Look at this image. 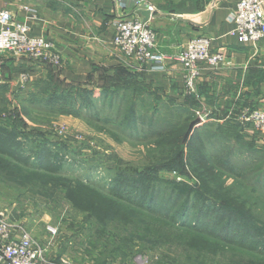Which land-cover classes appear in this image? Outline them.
Wrapping results in <instances>:
<instances>
[{
    "label": "rangeland",
    "instance_id": "rangeland-1",
    "mask_svg": "<svg viewBox=\"0 0 264 264\" xmlns=\"http://www.w3.org/2000/svg\"><path fill=\"white\" fill-rule=\"evenodd\" d=\"M134 102L139 119L132 125L127 117ZM196 118L164 103L138 81L98 91L66 89L44 80L25 89L0 84V216L24 198L53 208L49 216L57 215L58 226L76 236L71 239L81 246L69 254L80 264H101L104 258L105 264H264V150L242 144L232 129H217L214 121L193 126L187 134ZM185 120L183 145L174 155V146L164 139L178 134ZM195 129L197 135L187 145ZM167 146L173 149L163 155ZM52 151L64 156L60 175L44 167ZM141 175L148 179L139 181ZM53 181L61 187H53ZM172 182L198 189L206 201L189 200L190 223L198 212L203 218L210 214L204 209L208 203L224 201L241 210L243 224L237 218L229 225V242L234 243L208 238L212 249L207 252H198L192 242L175 245L163 237L164 244L149 237L141 243L131 226L105 220L104 199L114 200L110 191L117 189L145 197L156 190L148 204L173 213L177 207L170 201ZM77 184L85 188L82 193L76 191ZM183 217L177 216L179 222ZM121 234L126 240L136 238L128 240L135 246L128 254L113 250L125 243ZM142 244L150 249L136 252Z\"/></svg>",
    "mask_w": 264,
    "mask_h": 264
},
{
    "label": "crops",
    "instance_id": "crops-1",
    "mask_svg": "<svg viewBox=\"0 0 264 264\" xmlns=\"http://www.w3.org/2000/svg\"><path fill=\"white\" fill-rule=\"evenodd\" d=\"M146 2L153 7L147 22L155 32L159 52L173 54L190 39L205 36L211 41V50L224 54L226 61L219 68L201 66L192 92L184 87V70L178 63L167 61L164 69H152L149 65L130 62L112 45L117 18L143 19L132 1L121 9L115 0H0V10H11L17 20L29 26L32 36L50 40L61 58L57 66L3 53L0 84L25 89L32 82L49 81L56 76L64 82L98 91L104 79L116 78L120 73L130 76V82L144 84L164 103L193 109L194 114L199 110L204 114V124L214 121L217 129H232L242 144L264 150V132H257L238 120L243 108H264V37L254 44L240 43L230 34L233 23L228 15L235 10L236 0ZM24 6L35 9L36 13L32 15ZM23 72L28 79L21 82L19 76ZM52 210L24 198L4 214L15 234L28 232L37 246L46 247L48 260L67 256L74 264H80L69 256L71 249H81L76 239H71L76 236L58 226L57 215L54 219L50 217ZM48 228L57 231L51 233ZM79 243L82 245V241Z\"/></svg>",
    "mask_w": 264,
    "mask_h": 264
},
{
    "label": "built area",
    "instance_id": "built-area-1",
    "mask_svg": "<svg viewBox=\"0 0 264 264\" xmlns=\"http://www.w3.org/2000/svg\"><path fill=\"white\" fill-rule=\"evenodd\" d=\"M132 1L138 8L144 5L150 12L153 7L146 0H115L119 8H125ZM31 12L36 10L24 6ZM233 23L230 34L240 43H256L264 37L263 0H236L235 10L228 15ZM112 45L130 62L149 65L152 69H164V63L174 61L182 66L183 83L187 91L195 89L201 66L217 69L226 61L224 54L210 48V39L197 36L190 39L185 46L173 54H163L156 50L155 32L147 21L135 17H119L114 22ZM9 53L15 57H27L36 61L59 65L61 58L54 44L44 38L30 34L29 26L15 18L9 9L0 10V56ZM21 82L28 79L26 73L19 76ZM200 124L205 117L199 110L195 111ZM238 120L244 126H251L257 132H264V108H243ZM55 233V228H48ZM46 247L37 246L28 232L15 234L12 225L0 216V264H74L71 258L60 256L56 260L46 258ZM148 264V263H145Z\"/></svg>",
    "mask_w": 264,
    "mask_h": 264
},
{
    "label": "trees",
    "instance_id": "trees-1",
    "mask_svg": "<svg viewBox=\"0 0 264 264\" xmlns=\"http://www.w3.org/2000/svg\"><path fill=\"white\" fill-rule=\"evenodd\" d=\"M116 78H106V80H103V83L100 86V89L109 88L111 85H114L115 83H125L130 82L128 81L130 76L128 75H120L117 74L115 76ZM52 83L60 84L63 88H87L81 84H72L67 83L56 76H52L51 79H49ZM127 87V86H126ZM89 89V88H88ZM168 104V103H167ZM132 110L130 113V116L127 117L128 122H131L132 125H134V121L136 122L139 117L136 114L137 113V105L136 103H132ZM177 106V105H176ZM180 107V106H178ZM182 109H186L188 111V114L190 116H194V110H189L184 107H180ZM141 118V117H140ZM189 121L185 120L184 123L181 125V130L178 131V134H176L173 138L170 139V137H167L164 139V143L172 144L174 146V155H177L182 148V141H183V135L185 131L187 130V124ZM174 129H176L177 126H172ZM172 130V128L170 129ZM197 131L196 129L193 130L191 136L189 137L188 144L191 143V141L196 137ZM197 140V138H195ZM163 143V142H161ZM166 149V150H164ZM172 147H166L163 148V155L167 152V150H172ZM166 151V152H165ZM52 158L50 162H47V164L44 166V163L42 164L44 160V155L40 156L41 159V165L44 167H47L50 172L55 173L56 175H60L63 171L62 162L64 160L63 154H61L58 151H52ZM24 164H26L25 160H21ZM41 166V167H42ZM26 175H30V173L26 172ZM137 179L139 181L147 180L146 175L138 176ZM54 182V181H53ZM57 181L52 183L53 187H61L59 185H56ZM76 191L81 192L85 190L83 186L80 184H77ZM144 189V188H143ZM67 192H70L69 187H67ZM112 197L114 200H106V203L104 204L106 211V216L104 217L105 220H114L117 223H119L121 226H131V229L135 232V237L141 241V243L146 241V238H152V243H161L164 244L162 240V237L167 239L169 243H173L175 245L177 244H187L192 242L191 245H194L195 249L198 252L205 251L207 252L209 249H212V244H209L208 238H213L217 241L222 240L226 243H234L233 241L229 242L231 238L230 232L233 231V228L230 225L231 221L233 219H240V224H243L241 221L246 220V216L244 213H242L239 209H233L229 208L228 204L221 202L220 204H214V203H208V205L204 206V209H209L208 213L205 218H203V215H201L198 212V218L195 219V222L190 223V203L189 200L194 197L201 201L203 200L202 193L198 191V189H195L193 187L186 186L185 184L181 182H172L171 183V200L170 201H176L174 204L176 210L171 213L164 214L162 210H155L151 204H148L149 201L153 202L154 196L156 197V190H153L151 195L142 196L138 194H133L131 191L126 192L125 191H110ZM158 196V195H157ZM156 199V198H155ZM182 199V202L181 200ZM184 199V200H183ZM169 201V202H170ZM168 202V204H169ZM209 202V201H207ZM201 203H206V201H201ZM213 214V215H211ZM184 216L182 220L177 219V216ZM202 217V218H200ZM229 217H235V218H229ZM198 219H203V222L199 224ZM237 221V220H236ZM239 224V222H238ZM217 227L218 230H217ZM240 227V226H238ZM237 228V226H236ZM249 228V227H248ZM257 229V228H256ZM258 230V229H257ZM245 231V230H244ZM236 232V231H235ZM227 234V236H226ZM229 235V236H228ZM121 240H126L125 237L121 234L120 235ZM135 237L128 238V240H134ZM128 240L123 241L125 243H120L117 247H115L116 252L125 251V254H128L129 252L133 251L134 245L127 244ZM161 241V242H160ZM149 243V241H147ZM243 242V241H242ZM241 241L237 242L239 246H243L248 248L246 244H243ZM146 243V242H145ZM245 243V242H244ZM221 248V247H220ZM150 249L148 246H144V244L137 247L136 252L142 253L143 251ZM111 251V250H110ZM128 252V253H127ZM106 258L102 261L101 264H105Z\"/></svg>",
    "mask_w": 264,
    "mask_h": 264
},
{
    "label": "water",
    "instance_id": "water-1",
    "mask_svg": "<svg viewBox=\"0 0 264 264\" xmlns=\"http://www.w3.org/2000/svg\"><path fill=\"white\" fill-rule=\"evenodd\" d=\"M138 11H139L140 14L143 16L142 21H144V22L147 21V19H148L149 16H150V11H149L148 9H146L144 5L139 6V7H138ZM199 124H200V119L197 117V118L195 119V122H192V123L190 124V127H189V129H188L187 134H188L189 132L191 133V128H192L193 126H197V125H199Z\"/></svg>",
    "mask_w": 264,
    "mask_h": 264
}]
</instances>
